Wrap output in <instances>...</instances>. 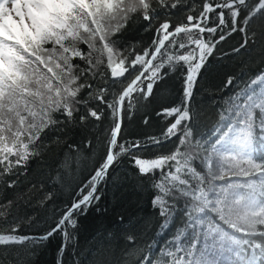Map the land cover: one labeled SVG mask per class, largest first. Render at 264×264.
Instances as JSON below:
<instances>
[{
	"label": "snow or ice",
	"instance_id": "obj_1",
	"mask_svg": "<svg viewBox=\"0 0 264 264\" xmlns=\"http://www.w3.org/2000/svg\"><path fill=\"white\" fill-rule=\"evenodd\" d=\"M153 2L0 0V264H38L57 233L62 239L56 264H64L63 255L75 240L69 229L78 227L74 217L93 207L102 211L99 186L112 178L111 170L125 155L136 171L115 182L140 187L144 179L151 180V204L163 218L160 228L166 230L177 215L184 217L183 227L154 260L155 241L146 254L137 246L142 218L121 215L120 232L108 234L117 246L103 264H164L165 257L167 264H264V71L225 100L210 134L198 133L200 113L192 106L201 70L233 33L243 36L233 53L244 49L264 62V0H203L199 15L187 14L186 23H160L142 52L136 45L119 47L117 36L134 16L151 25L158 10L186 6L185 0H155L158 7L153 8ZM181 35L185 42H178ZM184 49L187 53L179 54ZM77 59L82 63L73 62ZM182 66L181 102L157 112L165 120L173 118L162 135L120 141L123 113L135 107L134 94L148 101L154 86ZM137 70L120 93L113 91L117 78ZM235 82L229 75L224 87ZM108 113L112 123L104 130L106 152L71 207L43 234L16 235L20 222L35 220H24L23 207L44 208L57 196L48 188L63 190L64 178L92 159L85 155L86 150L95 154L91 130ZM175 137L179 144L168 155H132ZM45 152L56 161L55 175L49 171L46 180H28L26 165ZM226 176L237 179L226 181ZM5 223L14 226L4 229ZM25 244L23 252L14 247Z\"/></svg>",
	"mask_w": 264,
	"mask_h": 264
},
{
	"label": "trees",
	"instance_id": "obj_2",
	"mask_svg": "<svg viewBox=\"0 0 264 264\" xmlns=\"http://www.w3.org/2000/svg\"><path fill=\"white\" fill-rule=\"evenodd\" d=\"M214 2L219 3L220 0H214ZM202 4L203 0H185L186 6H178L176 9L169 8L167 11L158 10V14L151 25L145 22L141 16H134L128 22L125 31L117 36L120 41L118 46L123 49L130 45H136L137 51L142 52L157 35L155 30L160 23L165 19L170 20L173 25L186 23V15L198 16L202 10ZM152 6L153 8L158 7L155 0ZM193 8H195V11L192 10ZM209 16L211 17L209 26H212L214 17L211 13ZM205 39H208L207 35H205ZM177 40L178 42H185L182 35L177 37ZM242 41L243 36L241 33H233L226 41L217 45L213 55L208 58L206 67L201 70L192 100V106L200 113L198 133L210 134L219 119L218 109L224 105L225 100L240 91L256 74L264 71V62H261L260 58L254 53L244 49H241L239 53H233V48H239ZM81 47L85 51L87 50L86 45H81ZM172 51L175 52V49H172ZM187 51L188 49L180 50L179 54H186ZM194 55H198V53H194ZM73 62L82 63L78 59ZM106 71H108L110 77V70ZM162 71H167V69ZM184 71L183 66L178 67L174 72L169 71L167 79L154 86L153 95L148 101H144L142 96L137 97L134 94V97H136L133 101L135 107L123 113L120 141H144L148 137H160L162 135L173 118L165 120L162 116H158L157 112L162 107H172L181 102ZM138 74L139 71L137 70L130 74L126 73L124 77L117 78L113 91L117 94L120 93ZM229 75L236 77V82L225 88L224 84ZM213 101H219L220 103L214 105ZM125 107H127V104ZM105 112L107 113L108 110L105 109ZM56 118L61 117L57 115ZM146 118L147 123H145ZM111 123V115L108 113L99 127L91 130L94 156L91 150L85 151V155L91 156L92 159L85 161L79 172L73 169V174L64 178L63 190H60L58 185L48 188L50 191H57V196L53 201L49 202L44 208L38 206L23 207L24 220L26 221L28 217L33 216L35 220L31 224L20 222V228L15 233L16 235H41L55 226L61 215L76 199L80 187L87 183L94 168L98 167L102 161L106 152L103 146L104 130L109 128ZM177 144H179V139L175 137L169 142L153 146L147 150L141 149L132 155L142 157L168 155L175 151ZM181 150L183 151V149ZM193 166L197 168V171H202L199 165L194 164ZM26 168L28 180H46L49 171L52 175H55L56 161L51 158L49 153L45 152L41 154V157L31 159ZM20 171L23 172L24 169L21 168ZM135 171L132 158L128 155L121 157L117 166L110 172L112 178L107 179L99 186L98 192L101 195V200L98 207L102 211L98 213L93 207L86 215L74 217L78 222V227L75 230L69 229L70 232H73L75 240L63 255L64 264H103L105 259L110 258L109 252L117 246V243L108 234L120 232L122 226L118 223V217L121 215H135L142 218L139 229L141 236L137 241V246L146 254L148 252L147 245L155 241L153 248L154 260L159 258L160 249L167 247V242L175 237L179 228L183 227L184 217L177 215L174 223H171L166 230L160 228L163 218L159 214V209L153 208L151 204L153 195L151 180L144 179L140 187H134L129 182H115V177L134 174ZM181 178L188 179L187 176L183 175ZM155 179H161L159 172L156 173ZM234 179L237 178L226 176V181ZM239 179L246 181L255 179V177H240ZM12 226L14 225L3 224L4 229H9ZM61 239L59 233L50 239L39 256L38 264H56L57 249L60 246ZM189 242L186 240L181 241V243ZM14 247L23 252L28 246L25 244ZM172 250H175L174 246ZM8 251H12V249ZM5 255H7V252H5ZM168 259V257L164 258V264H167Z\"/></svg>",
	"mask_w": 264,
	"mask_h": 264
},
{
	"label": "water",
	"instance_id": "obj_3",
	"mask_svg": "<svg viewBox=\"0 0 264 264\" xmlns=\"http://www.w3.org/2000/svg\"><path fill=\"white\" fill-rule=\"evenodd\" d=\"M70 207H71V206H70ZM70 207H69V208H70Z\"/></svg>",
	"mask_w": 264,
	"mask_h": 264
},
{
	"label": "bare ground",
	"instance_id": "obj_4",
	"mask_svg": "<svg viewBox=\"0 0 264 264\" xmlns=\"http://www.w3.org/2000/svg\"><path fill=\"white\" fill-rule=\"evenodd\" d=\"M55 227V226H54Z\"/></svg>",
	"mask_w": 264,
	"mask_h": 264
}]
</instances>
